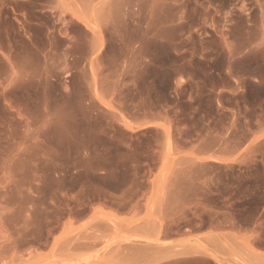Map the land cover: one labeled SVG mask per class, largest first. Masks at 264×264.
<instances>
[{
    "label": "rangeland",
    "instance_id": "374dc122",
    "mask_svg": "<svg viewBox=\"0 0 264 264\" xmlns=\"http://www.w3.org/2000/svg\"><path fill=\"white\" fill-rule=\"evenodd\" d=\"M86 1L104 8L100 24H84L102 36L94 51L55 0H0V264H122L87 246L97 222L113 223L101 203L125 206L162 159L171 169L202 158L191 141L225 123L237 160L185 166L167 184L163 230L180 246L163 264H231L209 259L210 230L243 232L264 249V140L240 151L254 113L240 94L209 90L223 80L205 75L223 68V48L264 35V0H187L184 20L167 27L175 10L150 19V0ZM262 40L247 65L264 59Z\"/></svg>",
    "mask_w": 264,
    "mask_h": 264
},
{
    "label": "crops",
    "instance_id": "0c3cea01",
    "mask_svg": "<svg viewBox=\"0 0 264 264\" xmlns=\"http://www.w3.org/2000/svg\"><path fill=\"white\" fill-rule=\"evenodd\" d=\"M185 1L187 0H150L149 17L152 18L157 7L174 9L175 11L167 17L168 22L163 26L167 27L173 23L179 25L184 20L181 8L185 5ZM234 1L238 2L232 3V0H229L228 6L242 1L247 3L246 0ZM55 3L65 13L77 16L78 19L76 18L75 21L85 31L91 49L96 50L102 36L84 24H100L103 21V6L93 5L92 2L86 0H55ZM246 24L250 25L249 23ZM251 30L252 28L245 27L241 33L244 40H248ZM67 37L68 39L72 38L71 35ZM184 37V33L177 34V39ZM263 37L264 35H259L255 41H250L247 45L243 42V46L237 52H234L235 49L233 51L231 46L223 48L225 54L223 68L210 67L205 72L208 78H221L223 80V83L216 87L209 85V90L240 94L243 96L240 108L254 113L253 126L249 129L246 140L239 146L242 152H247L253 143L264 140V93L262 92L264 87V59L250 66L245 63L250 50H261ZM69 46L70 44L65 46V51ZM176 54L178 55L179 52ZM236 61L238 64H235ZM179 68L180 64L176 68V79L180 78L187 81L189 76L180 73ZM254 91L257 93L254 94ZM103 99L106 100V97L103 96ZM179 101H184V99L181 98ZM224 110H229L232 114L231 109L224 108ZM165 119L167 116L163 113V139L164 135L172 134ZM245 120L247 121L249 118ZM151 126L149 124L146 127ZM230 131L231 125L227 126L225 123L223 130L216 131L210 127L204 132L205 137L202 140L191 141L190 147L193 151H198L197 155L202 158L181 160L179 164L171 165V169H166L168 165L162 159L160 161V174L144 178V186L132 191L133 199L130 198L125 206L101 203L107 211V215L112 216L113 223L97 222L96 230L99 234L95 241L87 242V246H94L99 250L103 261L110 263L163 264V261L178 256V246L180 245L174 244V240L178 237L170 236L163 230V216L173 213L169 210L170 188L167 184L179 178L183 174L185 166L201 163L226 166L237 160L233 154L232 140H226V135ZM217 134L223 135V139H218V144L215 146H206L207 140L209 142L211 136ZM202 147H205L203 151H201ZM163 183L166 186H163ZM201 240L207 243L211 253L209 256L211 261L216 262L218 260L219 263L230 262L231 264H264V249L259 247L252 237L243 232H239L238 236L236 233L233 234L226 230L222 233L218 230H210L204 234Z\"/></svg>",
    "mask_w": 264,
    "mask_h": 264
}]
</instances>
